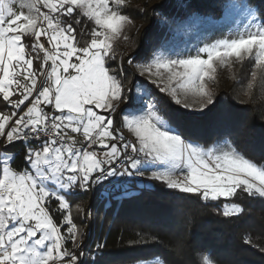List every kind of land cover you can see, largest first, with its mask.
Returning a JSON list of instances; mask_svg holds the SVG:
<instances>
[{"label":"snow or ice","instance_id":"6c2138e0","mask_svg":"<svg viewBox=\"0 0 264 264\" xmlns=\"http://www.w3.org/2000/svg\"><path fill=\"white\" fill-rule=\"evenodd\" d=\"M15 2L0 0V264H87L84 233L71 215L62 216L63 231L54 215L76 191L113 178L150 179L206 202L264 200V163L228 139L205 146L190 134L213 110L227 111L206 84L217 67L249 65L264 87V0L229 5L246 23L203 36L194 55L154 49L130 55L127 67L110 43L130 20L119 11L123 0H30L20 4L27 13ZM197 7L184 4L183 16L162 22L174 34L210 24ZM17 155L22 169L10 166ZM137 194L126 187L117 199ZM242 212L224 205L225 217ZM203 264L214 262L205 255Z\"/></svg>","mask_w":264,"mask_h":264},{"label":"trees","instance_id":"16d2710c","mask_svg":"<svg viewBox=\"0 0 264 264\" xmlns=\"http://www.w3.org/2000/svg\"><path fill=\"white\" fill-rule=\"evenodd\" d=\"M227 1H123L119 11L130 20L122 33L110 41L116 63L124 58L127 67L130 55L148 56L154 49L167 47L174 36L162 22L164 15L183 16V5L194 3L199 14L212 22L221 17ZM80 28L90 31L84 25ZM77 40L84 42L90 37L78 34ZM250 70L251 66L239 62L216 69L210 91L225 103L227 111L213 110L190 129V134L205 146L228 139L247 158L260 164L264 163V87L259 76L253 81ZM132 79L129 71L126 83ZM160 107L167 110L168 106L161 102ZM114 119L118 124L120 117ZM8 151L20 153L21 148ZM10 166L22 169L21 155ZM150 175L145 173V177ZM105 184L87 192L76 191L67 197L69 208L54 215L63 231L66 228L62 216L71 215L78 232L84 233L87 264H141L151 260L203 264L205 255L214 264H264V252L260 251L264 247V200L241 195L206 202L146 178H116L103 191ZM126 187L138 194L117 199ZM233 203L243 212L225 217L224 205ZM98 244L102 245L99 250Z\"/></svg>","mask_w":264,"mask_h":264},{"label":"rangeland","instance_id":"374dc122","mask_svg":"<svg viewBox=\"0 0 264 264\" xmlns=\"http://www.w3.org/2000/svg\"><path fill=\"white\" fill-rule=\"evenodd\" d=\"M123 1L125 2L127 0H123ZM28 2H30V0H16L14 11H16L17 13H19L20 11L27 13L28 9L26 7L21 8L20 4L28 3ZM240 2L241 0H228L225 6L223 7V12L220 18L212 21L210 24L201 25L198 28L193 29L191 31H182L178 34L173 33L174 37L171 41H168L167 47H164L160 50L164 51L166 55H172V53L176 51L182 52L185 56L188 54L194 55L195 47L202 46V44H199L198 41L203 36L211 34L212 38L215 39V38H219L222 33L227 32L229 28H242L243 25L246 23L245 18L238 9L228 7L233 3H240ZM110 3H112V6L115 7L113 0H110ZM41 10L46 11V9L43 8ZM126 25L127 22H125L123 29L126 27ZM169 32L171 31L169 30ZM119 35H117L116 37H118ZM172 58H175V56H173ZM219 67H226V66L221 65ZM210 81H211L210 79L206 78V84L209 90L211 89ZM186 102L193 103V98L189 96ZM194 106L198 107V104ZM141 264H163V263L159 260H151V261L143 262Z\"/></svg>","mask_w":264,"mask_h":264},{"label":"built area","instance_id":"2783aa9c","mask_svg":"<svg viewBox=\"0 0 264 264\" xmlns=\"http://www.w3.org/2000/svg\"><path fill=\"white\" fill-rule=\"evenodd\" d=\"M116 178H113L111 179L110 181L107 182V184H105L103 186V191H107L108 187H109V182H113ZM103 183H101L100 185H102ZM99 186V185H98ZM98 186H95L94 188L98 187Z\"/></svg>","mask_w":264,"mask_h":264}]
</instances>
